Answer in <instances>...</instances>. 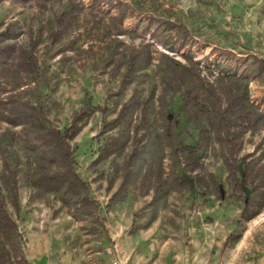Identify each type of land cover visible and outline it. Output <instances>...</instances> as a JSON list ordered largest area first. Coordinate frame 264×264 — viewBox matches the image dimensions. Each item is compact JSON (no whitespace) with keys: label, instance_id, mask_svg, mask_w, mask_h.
<instances>
[{"label":"rangeland","instance_id":"1","mask_svg":"<svg viewBox=\"0 0 264 264\" xmlns=\"http://www.w3.org/2000/svg\"><path fill=\"white\" fill-rule=\"evenodd\" d=\"M72 8L77 22L60 43L53 44L50 36L57 30L56 19ZM177 20L187 35L174 29ZM10 23L19 25L21 44L42 39L39 73L16 92L21 99H43L50 122L61 130L89 99L109 112L93 115L73 141L77 171L100 206L98 219L76 216L55 195L33 198L34 190L21 180L19 214L8 207L21 234L1 251L3 264H25L24 259L29 264H112L116 258L123 264H264V209L251 221L242 219L250 191L245 189L244 200L230 197L232 185L217 143L199 155L206 172L220 181V199L199 190L193 175L178 166L187 188L170 191L163 203L152 206L155 180L152 176L143 181L146 163L139 161L127 198L108 208L123 181L126 157L91 166L107 138L118 133L101 135L104 124L135 92L143 98L154 93V129L162 131L165 122H172L177 143L196 144L197 131L180 113L182 95H168V107L157 102L163 89L158 64L166 61L162 54L185 62L193 53L215 74L221 65L242 66V72L250 73L251 99L264 114V84L243 66L250 55L264 58V0H65L45 8L5 1L0 4V30ZM146 43L154 52L153 65L135 82L122 86L124 69L117 75L113 72L121 54ZM181 43L184 46L178 49ZM171 46L178 48L171 52ZM217 49L236 59L227 60ZM8 131L20 129L0 121V145L11 159L19 147L4 141ZM161 145L168 176L171 149L165 140ZM255 151L264 152V127L246 135L241 156ZM2 167L0 156V171Z\"/></svg>","mask_w":264,"mask_h":264},{"label":"trees","instance_id":"2","mask_svg":"<svg viewBox=\"0 0 264 264\" xmlns=\"http://www.w3.org/2000/svg\"><path fill=\"white\" fill-rule=\"evenodd\" d=\"M20 4L37 3L45 8L55 1L65 0H0ZM74 1V0H68ZM78 14L74 8L65 11L56 19L57 30L51 34L53 44L60 43L74 27ZM171 23V22H170ZM178 34L187 35L181 21L173 23ZM21 30L17 23H10L0 30V121L19 128V133L5 132L4 141L18 146L15 157L8 158L0 145L3 167L0 171V264L1 251L20 236L17 221L8 207L17 214L19 206V186L21 180L34 190L33 198L55 195L64 207L76 216L98 219L99 203L92 197L89 184L77 171L73 141L87 126L97 112L108 114L107 107L96 106L92 99L77 111L70 125L61 130L49 120V107L43 99L36 102L21 99L16 92L26 85L25 80L39 73L38 48L41 38H31L28 44H21ZM180 40V39H179ZM176 46L168 47L175 52ZM220 53L229 59L236 55L228 51ZM122 61L114 68V75L122 73V86L132 84L140 74L153 65L155 58L151 45L146 43L138 49L121 54ZM158 73L162 82V94L157 98L160 107L166 104V97L181 94L183 114L198 133L195 145L180 144L176 141L173 123H164L162 131L154 129L151 113L155 108V96L151 93L143 98L135 92L125 102L115 118L106 122L101 135L118 131L107 138L100 148L92 167L119 157H126L123 165V181L113 194L108 208L125 201L134 181L138 162L146 163L143 181L154 178V197L151 205L163 203L170 191H182L187 183L180 179L177 167L193 175L197 188L222 198L221 184L213 173H207L201 152L217 143L228 169V180L232 185L231 198L244 200L245 189L250 191L245 209L244 221H251L264 209V152L257 151L241 156L245 137L249 132L264 127V114L254 104L250 92V73L242 72L240 65H221L215 74L202 60H195L191 54L181 62L167 54H162ZM208 60L209 58H205ZM264 84V58L250 55L243 66ZM10 93V94H9ZM161 107V108H162ZM165 120V119H164ZM167 142L171 149V164L168 176L165 172V151L160 144ZM111 187H108V189ZM227 244V242H226ZM25 264H29L24 259Z\"/></svg>","mask_w":264,"mask_h":264},{"label":"built area","instance_id":"3","mask_svg":"<svg viewBox=\"0 0 264 264\" xmlns=\"http://www.w3.org/2000/svg\"><path fill=\"white\" fill-rule=\"evenodd\" d=\"M112 264H123L119 258L113 260Z\"/></svg>","mask_w":264,"mask_h":264}]
</instances>
